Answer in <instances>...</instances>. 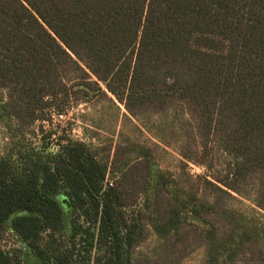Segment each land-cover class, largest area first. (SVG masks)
<instances>
[{
  "label": "trees",
  "instance_id": "1",
  "mask_svg": "<svg viewBox=\"0 0 264 264\" xmlns=\"http://www.w3.org/2000/svg\"><path fill=\"white\" fill-rule=\"evenodd\" d=\"M107 94L132 118L180 109L179 156L214 159L215 148L213 182L182 189L125 145L109 184L108 162L80 141L12 140L0 152V239L25 249H0V264H180L200 245L205 264H264V226L222 204L256 181L264 214V0H0L4 128ZM146 226L158 253L136 263Z\"/></svg>",
  "mask_w": 264,
  "mask_h": 264
},
{
  "label": "rangeland",
  "instance_id": "2",
  "mask_svg": "<svg viewBox=\"0 0 264 264\" xmlns=\"http://www.w3.org/2000/svg\"><path fill=\"white\" fill-rule=\"evenodd\" d=\"M107 95L108 97L98 96L91 100H84L86 98L80 96L77 98V103L64 105V111L60 114L48 110L43 119L15 135L0 123V152L9 150L13 146L12 140L17 147L21 143L34 147L41 142L49 143L50 150H54L61 141H80L96 150L100 159L108 162L110 173L106 179L111 183L112 177H115L117 172L115 170V174H111L115 149L119 146L125 150L123 149L125 145H129L131 154H125L129 160L138 158L139 150L145 148L155 159L158 169L182 189H190V185L198 183V179L213 182L211 176L218 174L223 161L218 160L221 153L212 148V145L210 148L214 159L207 160L202 154L196 153L192 154L194 162H191L184 161L179 156L178 151L182 146L186 130L180 109L165 114H146L132 118L111 95ZM3 96H0L1 99ZM47 134L49 137H46ZM186 177L189 182L186 181ZM255 188L256 181H252L240 189L241 194L230 193L231 197H224L222 204L228 211L239 214L258 226L260 224L264 226V214L253 203ZM198 196L202 198L204 191L199 190ZM141 201L139 199L138 203ZM145 231L144 242L135 250L136 263L154 259L155 254L158 253L157 236L149 226L145 227ZM17 248H24V245L11 233L7 232L0 239L1 250L10 251ZM205 257V246H195L184 256L180 264H205ZM32 264L38 263L33 261Z\"/></svg>",
  "mask_w": 264,
  "mask_h": 264
},
{
  "label": "built area",
  "instance_id": "3",
  "mask_svg": "<svg viewBox=\"0 0 264 264\" xmlns=\"http://www.w3.org/2000/svg\"><path fill=\"white\" fill-rule=\"evenodd\" d=\"M110 184V183H109Z\"/></svg>",
  "mask_w": 264,
  "mask_h": 264
}]
</instances>
